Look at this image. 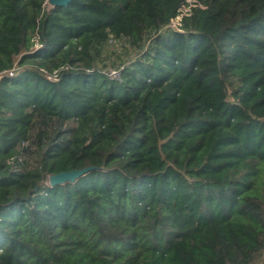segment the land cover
Masks as SVG:
<instances>
[{
  "label": "trees",
  "instance_id": "16d2710c",
  "mask_svg": "<svg viewBox=\"0 0 264 264\" xmlns=\"http://www.w3.org/2000/svg\"><path fill=\"white\" fill-rule=\"evenodd\" d=\"M46 1L0 0V264H264V0Z\"/></svg>",
  "mask_w": 264,
  "mask_h": 264
},
{
  "label": "rangeland",
  "instance_id": "374dc122",
  "mask_svg": "<svg viewBox=\"0 0 264 264\" xmlns=\"http://www.w3.org/2000/svg\"><path fill=\"white\" fill-rule=\"evenodd\" d=\"M48 5L52 4L49 2ZM144 47L141 50L131 47L126 39L110 40L103 48L98 59V64L103 69L117 68L121 64L128 63L130 60L136 58L144 50Z\"/></svg>",
  "mask_w": 264,
  "mask_h": 264
},
{
  "label": "water",
  "instance_id": "95a60500",
  "mask_svg": "<svg viewBox=\"0 0 264 264\" xmlns=\"http://www.w3.org/2000/svg\"><path fill=\"white\" fill-rule=\"evenodd\" d=\"M69 0H49L52 5H66ZM91 166L82 169H72L69 171H61L56 174H52L49 177V182L51 185L58 183H64L66 181H73L76 177L84 173L85 171L91 169Z\"/></svg>",
  "mask_w": 264,
  "mask_h": 264
},
{
  "label": "built area",
  "instance_id": "2783aa9c",
  "mask_svg": "<svg viewBox=\"0 0 264 264\" xmlns=\"http://www.w3.org/2000/svg\"><path fill=\"white\" fill-rule=\"evenodd\" d=\"M194 0H188V2H193ZM46 3L47 4H49V0H47L46 1ZM188 7H184L182 10H181V13L178 15V16H176V18H173L172 20H171V23H170V27H172V28H179V26H180V23H181V19H182V16H183V14H185V12H187L188 11ZM11 74H13V73H11ZM109 76L111 77V78H117V77H119V72L118 71H116V70H111V71H109Z\"/></svg>",
  "mask_w": 264,
  "mask_h": 264
}]
</instances>
